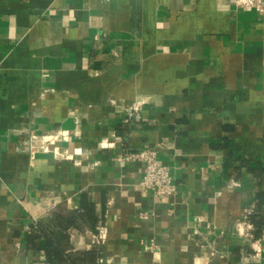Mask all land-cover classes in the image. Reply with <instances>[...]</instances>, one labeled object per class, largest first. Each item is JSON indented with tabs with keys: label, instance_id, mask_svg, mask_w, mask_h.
I'll return each mask as SVG.
<instances>
[{
	"label": "crops",
	"instance_id": "0c3cea01",
	"mask_svg": "<svg viewBox=\"0 0 264 264\" xmlns=\"http://www.w3.org/2000/svg\"><path fill=\"white\" fill-rule=\"evenodd\" d=\"M144 148L174 195L144 191L143 164L120 159ZM83 195L97 221L71 242L100 264H264V14L0 0V264H45L31 225Z\"/></svg>",
	"mask_w": 264,
	"mask_h": 264
},
{
	"label": "trees",
	"instance_id": "16d2710c",
	"mask_svg": "<svg viewBox=\"0 0 264 264\" xmlns=\"http://www.w3.org/2000/svg\"><path fill=\"white\" fill-rule=\"evenodd\" d=\"M264 203V197L262 199ZM260 211L257 209V211ZM253 212L254 221L264 224L263 218H256L258 214ZM260 215V214H259ZM97 221L95 204L86 195L82 196L81 208L75 211L56 210L46 218L34 222L27 235L30 249L43 253L45 264H100L99 251L92 248L88 250L75 249L71 242L69 229L83 228V222L95 226Z\"/></svg>",
	"mask_w": 264,
	"mask_h": 264
},
{
	"label": "built area",
	"instance_id": "2783aa9c",
	"mask_svg": "<svg viewBox=\"0 0 264 264\" xmlns=\"http://www.w3.org/2000/svg\"><path fill=\"white\" fill-rule=\"evenodd\" d=\"M235 8L254 9L259 14H264V0H229ZM121 160L140 162L143 164V177L140 187L147 192H152L156 197H169L176 193L177 186L169 166L161 164L157 159V151L153 148H144L137 151L125 152ZM142 218H147V212H141ZM154 244H151L152 248Z\"/></svg>",
	"mask_w": 264,
	"mask_h": 264
}]
</instances>
